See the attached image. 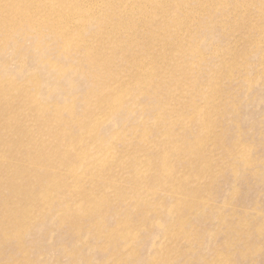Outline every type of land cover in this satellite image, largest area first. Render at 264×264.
Returning a JSON list of instances; mask_svg holds the SVG:
<instances>
[{
  "label": "rangeland",
  "instance_id": "374dc122",
  "mask_svg": "<svg viewBox=\"0 0 264 264\" xmlns=\"http://www.w3.org/2000/svg\"><path fill=\"white\" fill-rule=\"evenodd\" d=\"M5 1L10 3L11 0H2L4 5ZM96 1L99 2L94 4V10L99 11L101 0ZM114 1H125L131 5L128 14L121 16L126 22L134 21L136 28L129 30L122 25L118 32L112 31L107 22L104 24L102 15L99 23L98 19L91 22L92 32L102 25L106 26L102 33L90 35L89 47L94 52L101 46L105 47L110 65L99 64L98 71L89 66L88 70L90 75L98 72L102 77L101 81L96 80L102 83L101 96H108L121 87L133 88L124 91L119 99L123 105L119 106L113 122L110 123L113 107L105 104L91 105L84 119L90 126L87 133L89 141L98 134L108 136L112 130L120 135L114 155L125 159L126 168H108V172L115 177L109 188L103 182L104 179H111L110 174L104 175L105 172L100 175L103 180L92 179L95 174L89 175V182L81 173L69 175L68 185L63 190L65 195L69 192L68 201L73 204L69 209V223L62 221L63 214L58 211L48 220L33 223L25 234L23 231L17 234L14 232L16 229L10 227H0V264H22L28 256L26 264H85V260L91 264H264V75L258 74L264 73L262 60L258 57V54H264V0H212L208 9L216 12L213 16L209 12H202L199 4L194 5L198 11L190 12L186 9L188 7L184 8L187 20L189 17L194 19L190 22L189 30L182 31L179 43L177 31L171 33L168 26V20L179 9L173 0H154L155 3L151 0ZM160 1L166 4L169 14L166 17H150L153 7H157ZM180 1L177 0V3ZM26 3L36 5L41 13L29 15L24 8ZM19 5L21 9L24 8L22 12L26 20L18 23L19 19L9 13L5 28L0 33L11 32L15 37H23L27 46L39 44L55 59L62 39L34 33L28 28V21L44 22L49 19L50 5L44 6L42 0H19ZM132 6L139 7L136 14ZM52 17L56 19L59 16L55 13ZM81 22L84 27H90L80 17L69 22L68 40L74 38ZM183 22L180 19V23ZM199 22L214 25L219 31L211 35L206 27H197ZM146 24L148 27H144ZM248 25H255L254 29L249 30ZM128 32L136 36L134 40L139 47L124 51L116 41L118 37L126 38ZM147 34H152L154 40L150 45H145L144 36ZM167 39L170 41L167 42ZM184 49L188 53L191 49L200 51L188 55L183 52ZM244 51H247L246 54L239 56ZM11 53L7 52L5 56L13 58ZM27 61L30 67L25 69V74L30 75L35 70L32 67L35 61L33 57H28ZM56 61L58 65L65 62L60 58ZM175 61L182 62L180 64L189 61L192 69L185 79L178 80L183 89L178 93L183 94L174 96L176 90L170 96L171 93L153 85L156 82L171 83L173 77L178 78L183 74L180 69L173 75ZM11 62L14 71L20 69L13 59ZM42 72V75L47 74L45 69ZM258 76L262 79L258 80ZM74 80L77 84L74 92L83 94L82 84L85 81L81 76H75ZM211 92L214 93L212 106L221 104L219 111L213 106L214 111L209 114V122L213 123L211 127L206 132L203 128L198 132L203 136V150L199 153L203 156L202 160H189V156L176 153L170 158L172 173L170 171L171 174L166 176L160 174L162 163L149 166L142 161L141 166L136 165L130 155L133 147L148 149L146 154L139 151L135 156L147 159V156L161 150L159 145L163 141L169 146L179 137V134H173L167 140H154L150 131L145 130L144 125L155 119L160 102L165 104V109L174 107L183 112L195 110L197 113L205 109ZM72 94L77 98L78 95ZM95 99L96 96L93 101ZM139 100L146 104L147 109L135 106ZM37 101L32 97V104L28 105L34 107ZM228 103L236 106L232 109ZM5 104L9 109L3 112L4 107L0 108L1 119L16 116L14 113L23 112L28 106H21V100L0 99V106ZM131 106L135 107L128 111ZM177 120L175 116L167 121ZM198 125L200 120L194 119L179 131L175 124L174 131L180 134L184 132L187 142H191ZM10 139V133L0 130V144L8 145ZM194 141L188 145L192 150L195 149ZM200 166L202 174L197 170ZM162 168L165 170L164 166ZM27 169L37 171L33 165ZM54 171L60 176L68 174L65 170ZM60 171H63L62 174ZM133 171L138 178L129 181ZM75 178L83 180L79 187H83L87 194L101 196L105 202L111 201L113 208L107 213L108 218L103 219L106 228L116 227L113 215L117 212L118 216H126L124 218L129 220L127 231L133 234L131 239L118 240L121 226L115 232V244L112 245H109L106 234H95L96 228L102 224L101 215L96 210L91 212L90 201L84 207L80 202L76 204L79 192L70 193L79 189L77 184L72 183ZM116 187L129 188L128 196L118 204L110 199L118 196ZM147 194L149 197L143 202L146 205L144 215L143 211H135L133 207L135 203L139 205V198ZM10 196L4 194L0 199H15ZM150 201L155 202L153 206L149 205ZM11 205L3 206V211ZM106 205H98L96 209ZM79 206L82 210H79ZM3 221L0 216V226L4 224ZM76 221V226L70 224ZM83 231L87 239L82 236ZM25 250L29 252L28 255H25ZM76 251L82 262L74 259Z\"/></svg>",
  "mask_w": 264,
  "mask_h": 264
},
{
  "label": "bare ground",
  "instance_id": "6f19581e",
  "mask_svg": "<svg viewBox=\"0 0 264 264\" xmlns=\"http://www.w3.org/2000/svg\"><path fill=\"white\" fill-rule=\"evenodd\" d=\"M42 0V4L46 7L50 5L49 12L51 16L44 22H34L28 21V28L31 32L50 34L53 38H60L62 42L57 48L58 56L51 57L46 53L43 47L39 44L37 46L30 44H24L23 37H15L9 33H0V99L9 98L21 100V106L26 107L28 104H32L31 99L35 97L38 101L33 107L31 105L27 106V110L19 113H14L16 116H5L0 118V130L2 132H8L11 134V139L8 145L0 144V196L4 194H10L12 200L0 199V216L3 218L4 224L0 227H10L11 229H16L17 234H25L32 226L33 223L37 221H45L53 217L58 211L63 214V222H68L69 220V209L73 204L68 201L69 192L64 194V187L67 186V180L69 175L75 173H81L82 176L87 180L89 175L95 174L92 179L102 178L100 175L110 174L108 168L113 166L114 169L122 168L125 166V159L121 157H115L114 149L120 141V135L112 130L110 135L101 136L98 134L96 138L92 137V141H89L87 133L90 130V126H87L84 114L91 110V105L101 106L103 104L113 107L110 115V123L113 122L117 116V110L119 109L122 100H119L123 95L124 91L127 89L131 90L132 87H121L114 90L110 95L105 96L103 93V87L101 82L102 77L99 76L98 72L90 75L88 67L91 66L93 70H99V64L110 65V57L107 49L101 46L98 51L94 52V49H90L89 40L90 35L97 33H102L106 26L99 28L97 31L92 32L91 22L98 19L100 22V15H102L112 31L118 32L122 25H124L129 30H134V21L126 22L121 16L123 13L128 14V10L131 5H127L125 1L116 2L114 0H101V6L99 11L94 10V4L99 1L91 0ZM174 3L179 6L178 10H175V16L168 20L169 30H176L178 43L182 38V31L189 30L191 20H187V16L184 13V8L188 11H198L194 7L195 4H199L202 8V12H209L212 16L216 13L208 9V5L212 0H191L193 2H186L184 0L177 3V0H173ZM151 2L155 3L154 0ZM2 3L0 0V32L4 30L5 25L8 21V14L12 13L18 23L26 20V15L23 14L22 10L27 9L29 15L32 16L33 13L40 14L37 6L32 3H26L23 9L19 5V0H11ZM157 7H153L150 17L164 16L166 17L170 11H168L163 5L162 1L157 3ZM199 9V10H200ZM134 14L139 11V7L132 6ZM11 11V12H10ZM237 10L235 9L234 12ZM57 13L59 16L53 19L52 15ZM131 14V13H130ZM82 18L86 21L87 25L90 27H84V23H79L80 28L77 27L76 34L74 38L68 40L69 35V22L73 20H78ZM183 24L180 23V19ZM116 19L115 23L113 20ZM201 19V18H200ZM202 20V19H201ZM41 23V24H39ZM260 25V24H259ZM204 26L208 29L211 35L219 31L218 27L210 25L204 22H199L197 27ZM255 26V25H254ZM254 26L248 25V29H254ZM263 26V25H261ZM108 27V28H109ZM144 27H148L146 24ZM264 27V26H263ZM72 28V27H71ZM109 28V29H110ZM110 29V30H111ZM224 29V27H222ZM217 30V31H216ZM136 36L128 32L126 38L118 37L117 43L121 50H133V48L139 47L138 43L134 40ZM145 45H150L153 42L152 34H147L144 36ZM170 41L167 39V42ZM165 43V41H164ZM177 43V45H178ZM76 48V51L72 52ZM200 49H191L189 53L184 49L185 54L191 55L193 52H199ZM7 52H12L13 58L6 57ZM244 51L239 54V56L246 54ZM149 56V55H148ZM28 57H33L35 62H32V67L35 70L31 72L30 75L25 74V69L30 67L27 59ZM108 57V59H107ZM260 60H262L264 66V54H258ZM57 58L63 60L62 65H58ZM15 64H19L18 70H13L11 68V60ZM43 59V60H42ZM107 59V62L105 63ZM37 61V62H36ZM182 62L175 61L172 69L173 75L177 70H182V75L178 78L172 79L171 83L156 82L153 87L163 90L164 92L171 93L177 90L178 96L183 93V89L179 86L178 80L186 78V74L191 71L189 61L180 64ZM45 69L47 74L42 75V71ZM264 75V73H258ZM81 76L84 84H82L83 94H76L74 92L77 86L74 77ZM100 78V79H99ZM258 80L262 77L258 76ZM148 84V82H146ZM78 95L77 98L73 94ZM175 93V92H174ZM213 92L207 97L205 109L201 111L193 110L191 113L183 112L177 108L169 107L165 109V104L160 102L157 107L156 117L150 124L146 123L144 128L146 131L153 135L155 139L167 140L173 134H179L178 139L170 143L169 146L163 141L161 148L157 154L147 156L144 159L142 156L135 157L139 151H143L146 154L148 149L133 147L130 155L132 160L136 165L141 166L142 161L146 162L149 166L154 163H162L160 174L162 176L170 175L172 173L170 158L178 153L181 156H189V160H202L203 156H200V151L203 150L202 141L203 136L198 133L202 128L206 132L212 122H209V114L218 109L219 105L215 103L214 109L212 106ZM227 94V93H226ZM96 96L95 101L93 97ZM107 97V98H106ZM211 104V106H210ZM230 107H235L236 104L228 103ZM135 106H143L146 108V104H143L141 100ZM135 106H131L132 109ZM4 107L3 112L9 109L8 104L0 106ZM202 108V107H201ZM12 109V107H10ZM6 110V111H5ZM200 110V109H198ZM161 111V113H160ZM15 112V111H14ZM80 114V115H79ZM82 114V115H81ZM23 116V117H22ZM178 117L177 121L168 122V118ZM195 117V118H194ZM109 118V117H108ZM199 119L200 125L197 126L195 132L193 133L195 149L192 150L188 145L193 142H187L184 132L177 133L174 131V125L177 124L178 130L188 123L190 120ZM24 120V121H23ZM77 125V126H76ZM95 124H92L94 126ZM103 139V140H102ZM102 141V144L100 141ZM169 142V141H166ZM92 146L94 148H92ZM90 148H92L90 150ZM170 152H173L170 154ZM159 160V161H158ZM181 161V160H180ZM166 162V163H165ZM191 162V161H190ZM165 163V164H164ZM194 163V162H191ZM197 165V163H195ZM30 165L36 166L37 171L27 169ZM164 166V169L162 168ZM197 168V167H196ZM54 170H65L68 174L60 176L55 173ZM111 170V169H110ZM201 171V166L197 168ZM171 171V173H170ZM63 171H60L62 174ZM196 173V172H195ZM202 174V173H201ZM27 176V179H25ZM130 180L136 181L138 178L136 172L133 171L129 176ZM111 179L102 178L105 183V187L109 188L110 184L113 185L114 179L113 175L110 174ZM81 179L75 178L72 183L80 186L82 184ZM88 181V180H87ZM89 182V181H88ZM163 183H160L162 185ZM172 185V184H171ZM118 186V185H117ZM118 191V196L114 199L110 198L116 204L120 203L121 199L126 198L129 188H119L116 187ZM68 189V188H67ZM121 189V190H120ZM126 189V190H125ZM120 190V191H119ZM73 192H79V198L76 202L82 207L86 206L90 201L91 212L94 210L98 211L101 215L100 221L102 224L96 228L95 234L108 236L109 245L115 244L114 235L117 232L118 227L121 226V233L118 236V240L125 238L126 240L131 239L133 234L127 231L129 226L126 216H118V212L113 215L115 220V228H106L103 224V219L108 218L107 213L113 208L111 201L102 200L101 196H95L87 194L83 187H79ZM139 191L136 192L138 194ZM65 195V196H64ZM149 197L141 196L139 198V205L136 203L133 207L135 211H143L146 215V205L143 203ZM155 202L150 201L149 205L153 206ZM11 205L10 208L3 211V206ZM107 204L98 209V205ZM96 205V206H95ZM111 206V207H109ZM103 209H107L104 211ZM79 210L82 208L79 206ZM171 210V209H170ZM172 214V213H171ZM123 218V219H121ZM94 222V220H92ZM76 226V222L70 223ZM84 239L85 231L82 232ZM22 242V240L20 241ZM29 252L25 250V255ZM27 259L29 258L26 257ZM27 259L24 263L26 264ZM74 259L77 262H82L79 253L76 251L74 253ZM167 261V260H166ZM34 263V262H33ZM85 264H91L88 260H85Z\"/></svg>",
  "mask_w": 264,
  "mask_h": 264
}]
</instances>
